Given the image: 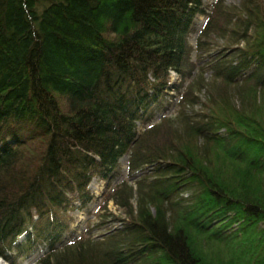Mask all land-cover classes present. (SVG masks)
<instances>
[{
  "label": "trees",
  "instance_id": "16d2710c",
  "mask_svg": "<svg viewBox=\"0 0 264 264\" xmlns=\"http://www.w3.org/2000/svg\"><path fill=\"white\" fill-rule=\"evenodd\" d=\"M95 175L126 218L77 233ZM35 252L264 264V0H0V258Z\"/></svg>",
  "mask_w": 264,
  "mask_h": 264
},
{
  "label": "rangeland",
  "instance_id": "374dc122",
  "mask_svg": "<svg viewBox=\"0 0 264 264\" xmlns=\"http://www.w3.org/2000/svg\"><path fill=\"white\" fill-rule=\"evenodd\" d=\"M204 3H210L213 0H203ZM227 4H238L239 0H223ZM205 15L203 13H198L195 16L194 19V26L195 30L192 31L189 40L190 43L194 46L196 37L198 35L199 29L202 26V23L204 21ZM215 44L213 45V49L221 48L224 45V40L223 39H218ZM198 56V53L196 50L192 51V58L196 59ZM203 76L206 78L205 80L207 81L210 79V73L209 72H204ZM170 78L171 80L173 79H178L179 75L175 70L171 69L170 72ZM208 82V81H207ZM208 86V85H207ZM206 88V87H205ZM205 88H202L198 94L201 96V98H204ZM235 103L237 106H239L240 100L235 97ZM195 109H199L200 103L196 104ZM142 128V125L139 123L138 124V129L140 130ZM127 157L128 154L122 155L119 160H118V171L119 173L115 176L114 178V183L119 182L122 179H127L129 183H132V178L128 176V172L126 169V162H127ZM104 184L105 180L98 176L95 175L91 179L88 188L90 192L92 193L91 199L87 204H85L82 207H75L74 209H71L68 212V215L70 216V226L72 228L76 229V232L79 233L86 227H91V233L95 235H100L102 232L107 231L108 227L118 225L120 221L118 220L120 218H126V214L123 210V207L114 201L113 198L108 199L107 201L105 200L108 191L102 192L104 189ZM105 201V202H104ZM133 205L136 204V197H135V192L134 196L131 199ZM104 202V205H103ZM104 221L103 224L100 226H96V222ZM14 251L12 250V253ZM36 252L34 254L30 255H24L21 257L20 255L18 256V264H37L35 259H36ZM3 258V257H2ZM0 258L1 261L5 262L6 264H12L9 260L7 259H2Z\"/></svg>",
  "mask_w": 264,
  "mask_h": 264
},
{
  "label": "bare ground",
  "instance_id": "6f19581e",
  "mask_svg": "<svg viewBox=\"0 0 264 264\" xmlns=\"http://www.w3.org/2000/svg\"><path fill=\"white\" fill-rule=\"evenodd\" d=\"M2 259H3V258H2ZM0 264H6V263L0 260Z\"/></svg>",
  "mask_w": 264,
  "mask_h": 264
}]
</instances>
